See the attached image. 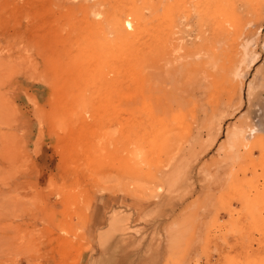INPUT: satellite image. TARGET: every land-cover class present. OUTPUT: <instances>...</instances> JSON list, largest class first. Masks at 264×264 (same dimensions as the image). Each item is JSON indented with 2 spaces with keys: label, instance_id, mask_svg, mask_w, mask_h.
I'll return each mask as SVG.
<instances>
[{
  "label": "rangeland",
  "instance_id": "obj_1",
  "mask_svg": "<svg viewBox=\"0 0 264 264\" xmlns=\"http://www.w3.org/2000/svg\"><path fill=\"white\" fill-rule=\"evenodd\" d=\"M0 264H264V0H0Z\"/></svg>",
  "mask_w": 264,
  "mask_h": 264
},
{
  "label": "bare ground",
  "instance_id": "obj_2",
  "mask_svg": "<svg viewBox=\"0 0 264 264\" xmlns=\"http://www.w3.org/2000/svg\"><path fill=\"white\" fill-rule=\"evenodd\" d=\"M128 26L132 28V24L130 22H127Z\"/></svg>",
  "mask_w": 264,
  "mask_h": 264
}]
</instances>
